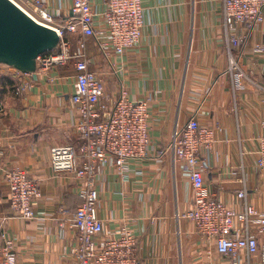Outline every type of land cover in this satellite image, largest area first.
<instances>
[{
	"label": "crops",
	"instance_id": "obj_1",
	"mask_svg": "<svg viewBox=\"0 0 264 264\" xmlns=\"http://www.w3.org/2000/svg\"><path fill=\"white\" fill-rule=\"evenodd\" d=\"M59 1L69 13L71 0H47L48 6ZM93 1L103 9L104 0ZM144 5L138 46L123 55L107 54L88 40L91 68L101 73L108 94L117 95L122 82L132 99L151 98L149 156L129 162L128 179L113 166L104 170L99 216L107 235L124 224L136 233L141 264H231L182 216L191 207L192 184L165 149L175 129L197 113L202 123L219 129L213 150L204 152L211 189L241 209L244 200L236 194L246 185V202L264 210V170L255 154L264 134V93L255 86L234 92L231 86L219 0H144ZM257 42L264 43V22L239 49L241 62L264 82V53L254 52ZM75 74L68 62L52 70V81L34 77L23 95L15 92L16 77H0V226L2 217L11 215L9 170L26 168L42 190L35 218L10 216L5 222L16 241L18 264H77L69 252L77 240L70 223L77 199L69 200L78 195L77 182L72 174L56 173L50 162L52 146L79 142L78 114L70 100ZM242 264H260L259 255L244 252Z\"/></svg>",
	"mask_w": 264,
	"mask_h": 264
},
{
	"label": "built area",
	"instance_id": "obj_2",
	"mask_svg": "<svg viewBox=\"0 0 264 264\" xmlns=\"http://www.w3.org/2000/svg\"><path fill=\"white\" fill-rule=\"evenodd\" d=\"M13 1L30 11L38 22L54 28L60 41L56 48L37 57L34 71H23L0 62V77L6 74L16 77L19 82L15 92L23 95L31 88L36 76H45L52 81V70L68 62L76 69V85L70 100L78 114L75 129L79 142L54 145L50 152L52 169L58 174L75 176L81 199L71 213L70 223L77 232V240L69 252L77 264H141L138 236L132 229L124 224L116 234H106L98 212L101 198L98 181L104 170L111 166L121 177L128 179L129 162L149 156L151 98L132 99L122 82L117 95L108 94L101 73L91 68L87 45L92 39L100 50L116 55H123L138 46L146 24L144 0H104L102 10L93 0H71L69 13L64 12L61 1L52 8L47 0ZM219 1L223 10L231 86L234 92L255 86L264 93V82L252 76L239 56L240 47L264 22V0ZM63 17L66 18L64 23H56L57 18ZM75 40L77 45L73 51ZM254 52L264 53V43L257 42ZM217 131L218 128L202 123L194 113L185 126L175 129L165 149L174 164L182 165L192 184L191 207L182 216L192 222L197 234L214 242V250L228 256L231 264H242L244 252L248 256L258 254L260 264H264V239L260 240V235L264 238V210L246 202V185L236 194L237 200H244V206L238 209L220 199L205 178L204 152L213 150L218 141ZM258 141L257 166L264 170V134ZM6 183L11 215L2 217L0 264H18L16 241L8 234L5 222L10 216L35 218V205L42 190L38 180L23 167L9 170ZM61 210L65 212L66 209Z\"/></svg>",
	"mask_w": 264,
	"mask_h": 264
},
{
	"label": "water",
	"instance_id": "obj_3",
	"mask_svg": "<svg viewBox=\"0 0 264 264\" xmlns=\"http://www.w3.org/2000/svg\"><path fill=\"white\" fill-rule=\"evenodd\" d=\"M59 41L54 28L32 18L13 0H0V62L34 71L37 57Z\"/></svg>",
	"mask_w": 264,
	"mask_h": 264
},
{
	"label": "trees",
	"instance_id": "obj_4",
	"mask_svg": "<svg viewBox=\"0 0 264 264\" xmlns=\"http://www.w3.org/2000/svg\"><path fill=\"white\" fill-rule=\"evenodd\" d=\"M65 17H63V18H57L55 21H56V23H59V24H62V23H64L65 22ZM70 198L72 199V198H76L75 200H76V204L74 205V207H73V211L74 210H76V208L78 207V205L81 203V199H80V197H79V195H77L76 197L75 196H71V197H69V200H70ZM76 206V207H75Z\"/></svg>",
	"mask_w": 264,
	"mask_h": 264
},
{
	"label": "bare ground",
	"instance_id": "obj_5",
	"mask_svg": "<svg viewBox=\"0 0 264 264\" xmlns=\"http://www.w3.org/2000/svg\"><path fill=\"white\" fill-rule=\"evenodd\" d=\"M21 6V5H20ZM22 7V6H21ZM32 18H34L33 16H32V14L30 13V11H28L26 8H24V7H22ZM35 19V18H34ZM36 20V19H35Z\"/></svg>",
	"mask_w": 264,
	"mask_h": 264
},
{
	"label": "rangeland",
	"instance_id": "obj_6",
	"mask_svg": "<svg viewBox=\"0 0 264 264\" xmlns=\"http://www.w3.org/2000/svg\"><path fill=\"white\" fill-rule=\"evenodd\" d=\"M74 43H76V40L73 41V43H72V48H71V49H74V48H75L74 45H77V43H76V44H74Z\"/></svg>",
	"mask_w": 264,
	"mask_h": 264
}]
</instances>
